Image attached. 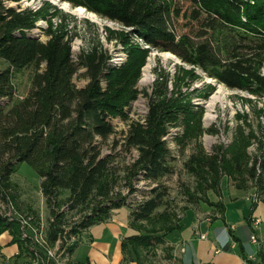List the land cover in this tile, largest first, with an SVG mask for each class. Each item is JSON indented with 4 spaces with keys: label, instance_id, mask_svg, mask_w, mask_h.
I'll list each match as a JSON object with an SVG mask.
<instances>
[{
    "label": "trees",
    "instance_id": "1",
    "mask_svg": "<svg viewBox=\"0 0 264 264\" xmlns=\"http://www.w3.org/2000/svg\"><path fill=\"white\" fill-rule=\"evenodd\" d=\"M9 1L19 0H0V57L9 63L0 69V201L9 204L11 176L26 162L39 175L50 209L48 242L60 240L64 249L66 237L128 206L136 233L123 240L124 253L138 261L154 255L180 219L170 209L169 187L163 183L174 171L165 136L182 120L185 132L179 141L185 146L191 136L189 115L201 111L194 113L191 101L170 92L169 75L164 73L148 93L146 114L139 119L129 114L147 51H171L228 87L264 96V0H66L128 28L116 34L128 52L122 65L114 64L112 54L99 43L75 55L72 42L78 32L69 26L67 13L52 2L15 7ZM36 27L47 35L45 40L33 34ZM134 36L144 43L135 44ZM29 66H34L29 91L14 101L12 68ZM79 74L87 79L81 86L75 81ZM115 118L125 121L123 130H117ZM227 151L219 145L214 154L189 161L203 182L199 189L221 193L225 171L246 175L234 178L237 187L247 186L249 177H257L264 187V149L252 159L245 148H239L238 155L229 151V157ZM140 181L150 188L140 190ZM138 191L142 197L136 198ZM132 197L135 204L129 201ZM189 201L198 204L201 199L190 196ZM202 201L220 212L226 208L223 201ZM5 230L21 253L9 262L0 259V264L19 263L27 248L18 223L0 217V233ZM79 243L68 246L64 256Z\"/></svg>",
    "mask_w": 264,
    "mask_h": 264
},
{
    "label": "rangeland",
    "instance_id": "2",
    "mask_svg": "<svg viewBox=\"0 0 264 264\" xmlns=\"http://www.w3.org/2000/svg\"><path fill=\"white\" fill-rule=\"evenodd\" d=\"M42 1L44 0L9 1L8 5L39 7ZM48 1L67 13L69 26L78 32L72 42L75 55L81 49H88L90 46L99 43L112 54L114 64L122 65L128 60L127 50L123 49L122 43L116 38L118 32L128 28L100 16L84 5H74L66 0ZM38 24L46 25V22L39 20ZM33 34L43 40L47 38L40 27H36ZM110 35L113 37L110 38ZM133 40L135 44L144 43L138 36H134ZM8 65L9 63L0 57V69H4ZM146 66H149L150 73L145 79ZM260 70L264 74V62L261 63ZM33 73L34 66L22 69L12 68V79L16 88L14 101L27 94ZM164 73L169 75L168 88L170 92L182 98L183 101H191L194 113L201 111L200 114L189 115L193 116L190 120L191 136L185 146H181L179 141L185 132L184 122L178 120L169 127L168 141L172 149L174 171L163 177V183L169 187L168 204L170 209L177 215L181 214L185 208L196 204L189 201L190 196L192 199H201L198 203L199 206L202 204L210 208L211 205L202 200L208 198L212 201H223V197L228 200L230 199L229 195L223 194L228 189L240 191L247 195L253 205L263 202L264 187H260L257 177H249L247 186L237 187L234 178L246 177V175L238 171H233V173L225 171L220 183L221 193L212 189L203 191V189L198 188L203 183L199 178L200 175L192 170L188 163L190 160H194L196 156L214 154L215 147L219 145L236 155H238L239 148H245L251 159L262 154L261 150L264 149V96L256 95L244 89L228 87L201 68L185 63L171 51L149 48L146 60L134 83L137 97L127 108L133 118L139 119L146 114L148 93L152 92L159 74ZM75 81L81 86L87 82V79L79 74L75 77ZM214 96L217 98L214 99L215 103L212 110H209L208 102ZM207 112L210 113L211 118L207 119ZM113 122L118 131L123 130L126 126L125 121L121 119L115 118ZM229 151H227V157L230 156ZM195 165L198 168V165ZM40 182L41 179L32 166L26 162L20 163L18 170L11 176L9 204L0 201V217L7 221L17 222L20 238L29 244L33 242L34 250L30 252L32 260L35 259V264H48L49 261V264H64L66 259L63 260L62 251L68 246L80 242L85 231L73 233L69 239L66 237L67 243L64 249L60 248V240L55 243L47 241V227L51 214ZM262 183H264V176ZM138 187L140 190L146 191L150 185L147 181H140ZM187 189L191 192L190 194L186 192ZM134 195L136 198L142 197L141 191L134 193ZM133 200V197L129 199L131 203L135 204L134 201L137 199ZM124 207L129 209L128 206ZM215 209H219V207ZM257 214L264 222V205L257 208ZM78 217V215L74 216L70 224H73ZM55 254L59 257L56 258ZM18 262L13 264H23L21 261Z\"/></svg>",
    "mask_w": 264,
    "mask_h": 264
},
{
    "label": "crops",
    "instance_id": "3",
    "mask_svg": "<svg viewBox=\"0 0 264 264\" xmlns=\"http://www.w3.org/2000/svg\"><path fill=\"white\" fill-rule=\"evenodd\" d=\"M223 194L230 197L222 198L226 206L223 212L202 204L186 208L178 227L165 235V244L141 261L131 259L122 248L123 240L136 233L130 225V209H115L109 219L84 230V237L64 264H244L245 259L248 264H264V222L255 226L253 221L264 203L253 205L240 191L228 189ZM253 233L257 242L251 239ZM24 244L27 251L22 253L21 262L35 264L30 252L33 242ZM20 253L10 231L0 233V259L9 262Z\"/></svg>",
    "mask_w": 264,
    "mask_h": 264
},
{
    "label": "built area",
    "instance_id": "4",
    "mask_svg": "<svg viewBox=\"0 0 264 264\" xmlns=\"http://www.w3.org/2000/svg\"><path fill=\"white\" fill-rule=\"evenodd\" d=\"M253 221H254V224H255V226H259V224L261 223V221H262V219H261V217H254L253 218ZM203 236H205L204 234H203ZM251 239L254 241V242H257L258 241V239H257V236H256V234L255 233H253L252 235H251ZM62 254H63V260L64 259H66V257L64 256V251H62ZM56 255V254H55ZM59 257V255H56V258H58ZM248 259H245L244 260V264H248ZM50 262V261H49ZM49 262H47L48 264H49ZM44 264H46V263H44Z\"/></svg>",
    "mask_w": 264,
    "mask_h": 264
},
{
    "label": "bare ground",
    "instance_id": "5",
    "mask_svg": "<svg viewBox=\"0 0 264 264\" xmlns=\"http://www.w3.org/2000/svg\"><path fill=\"white\" fill-rule=\"evenodd\" d=\"M149 73H150L149 66H146V68H145V75H146L145 79L149 76ZM145 75H144V76H145ZM148 79H149V78H148ZM216 98H217V97L214 96V97L208 102L209 110H212V106H213V104L215 103V102H214V99H216ZM209 112H210V111H209ZM209 112H207V119L212 117V116H210V113H209ZM169 136H170V133H169L167 136H165V137L169 138ZM67 257H68V256H67Z\"/></svg>",
    "mask_w": 264,
    "mask_h": 264
}]
</instances>
